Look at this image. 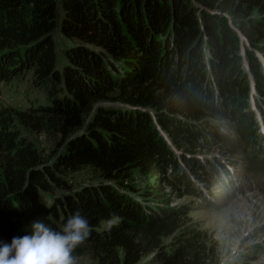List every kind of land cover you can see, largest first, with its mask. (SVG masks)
Segmentation results:
<instances>
[{
    "label": "trees",
    "instance_id": "1",
    "mask_svg": "<svg viewBox=\"0 0 264 264\" xmlns=\"http://www.w3.org/2000/svg\"><path fill=\"white\" fill-rule=\"evenodd\" d=\"M55 31L65 44L59 69ZM240 50L264 99L255 55L264 56V0H0V84L29 78L50 100L0 107V243L30 235L36 220L62 231L79 212L91 234L75 259L89 250L95 264H216L163 188L139 192L144 206L124 190L135 191L127 182L137 170L201 195L159 130L192 174L203 168L189 157L220 143L210 120L233 123L251 144ZM49 118L67 141L51 163L15 130L18 122L40 133ZM82 168L102 181L73 188L67 177ZM40 193L52 196L49 205Z\"/></svg>",
    "mask_w": 264,
    "mask_h": 264
},
{
    "label": "rangeland",
    "instance_id": "2",
    "mask_svg": "<svg viewBox=\"0 0 264 264\" xmlns=\"http://www.w3.org/2000/svg\"><path fill=\"white\" fill-rule=\"evenodd\" d=\"M52 36L56 46L57 68L59 69L64 63L61 49L65 44L56 31ZM240 56L242 58L241 68L247 77L250 92V88L255 84L254 78L248 72L249 67L244 62L241 50ZM256 100L264 110V99L259 96ZM49 102L45 89L35 88L29 78L18 76L8 84H0V107L25 110L31 106L36 107ZM247 102L250 105L249 95ZM253 112L255 113L254 110ZM91 116L92 112L87 115L86 119L88 120ZM257 119L256 116L255 124L250 129V134H253L256 139L252 149L248 148V152L251 149V158L246 157L243 150L244 144L238 137L235 126L227 120H221L218 124L219 135L217 137L221 140L219 145H212L209 153H197L192 157L186 155L202 165L206 173L209 172L208 182L206 178H194L190 175L191 171L180 158L182 153L178 154L177 148L173 149L177 165L183 169L184 173L190 175L191 182L198 180V183H193V185L196 191L202 192L201 198L194 195H181L176 189L163 187L162 182L142 175L137 170L132 171L131 178L127 182V187H133L135 191L124 190V192L130 197H138L139 201L144 203L139 192L156 183L164 189V199L167 200L169 208L189 213L187 217L192 220V224L189 223L188 226H194L205 235L206 242L217 259L216 264H264V140L259 132ZM211 121H209L210 126ZM263 129V127L260 128V130ZM15 130L32 142L49 163L66 146L67 141L60 132L59 121L54 118L46 120L40 133L32 132L18 122L15 124ZM160 132L167 140L166 134ZM221 162L229 163L233 168V173L225 175L221 168L225 176L215 177L214 172ZM67 180L72 183L73 188L96 185L102 181L100 176L90 168L79 169L69 175ZM201 182L204 183L201 184ZM59 194V192L54 193L55 196ZM40 200L49 205L52 196L40 193ZM144 261L143 259L142 262ZM75 262L76 264H95L89 250H82L81 256L77 257Z\"/></svg>",
    "mask_w": 264,
    "mask_h": 264
},
{
    "label": "clouds",
    "instance_id": "3",
    "mask_svg": "<svg viewBox=\"0 0 264 264\" xmlns=\"http://www.w3.org/2000/svg\"><path fill=\"white\" fill-rule=\"evenodd\" d=\"M256 55L264 61V56ZM90 234L89 222L79 212L67 220L62 231L36 220L30 235L0 243V264H76L72 253Z\"/></svg>",
    "mask_w": 264,
    "mask_h": 264
}]
</instances>
